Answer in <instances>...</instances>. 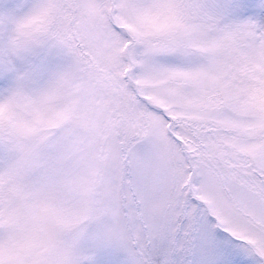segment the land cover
<instances>
[{
  "label": "snow or ice",
  "instance_id": "obj_1",
  "mask_svg": "<svg viewBox=\"0 0 264 264\" xmlns=\"http://www.w3.org/2000/svg\"><path fill=\"white\" fill-rule=\"evenodd\" d=\"M0 264H264V0H0Z\"/></svg>",
  "mask_w": 264,
  "mask_h": 264
}]
</instances>
